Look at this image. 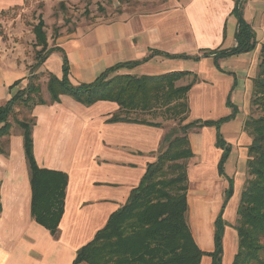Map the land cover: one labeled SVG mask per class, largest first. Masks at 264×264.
Here are the masks:
<instances>
[{
  "label": "crops",
  "instance_id": "0c3cea01",
  "mask_svg": "<svg viewBox=\"0 0 264 264\" xmlns=\"http://www.w3.org/2000/svg\"><path fill=\"white\" fill-rule=\"evenodd\" d=\"M25 2L0 0V17ZM122 2V10L115 18L63 28L52 40L48 37L50 46H58L60 50L52 53L39 72L61 77L65 57L73 84L93 82L108 68L135 61L141 64L123 67L114 75L155 76L172 71H191L197 75L188 93L190 121L234 115L220 125L221 135L230 146L223 175L218 165L224 150L216 145V128L205 126L189 134L194 153L187 161L191 231L201 249L213 251L215 221L222 212L230 179L234 192L223 209L227 222L224 246L247 183L244 168H248L252 136L245 130V123L251 115L253 79L259 71L264 43V0H241L240 5L243 18L256 32V48L217 60L213 56L204 57L203 53L236 46L237 0ZM20 54L12 53L4 43L0 46V105L29 81V66L33 62ZM178 55L183 57H174ZM55 57L59 66L48 69L46 65ZM186 78L179 85L191 82L193 76ZM44 84L42 94L46 103L30 109L34 155L40 168L68 175L65 212L56 236L33 218L31 169L23 130L12 124L10 133L0 136V264H73L78 249L91 241L110 215L127 202L172 128L161 120L150 121L159 126L112 121L119 112L113 101L87 106L62 95L60 101L53 102L50 93L45 94L47 83ZM191 113H197V117ZM209 168L211 177L207 176ZM202 216L208 222L206 229L199 226ZM232 252L231 249L227 261L225 251L223 264H232ZM202 264H211V258L204 257Z\"/></svg>",
  "mask_w": 264,
  "mask_h": 264
},
{
  "label": "trees",
  "instance_id": "16d2710c",
  "mask_svg": "<svg viewBox=\"0 0 264 264\" xmlns=\"http://www.w3.org/2000/svg\"><path fill=\"white\" fill-rule=\"evenodd\" d=\"M240 5L241 0H237L235 13L239 25L236 46L224 50H206L204 57L213 56L217 60L251 52L256 48V32L243 18ZM64 6L65 3L61 2V7ZM32 32L35 34V62L29 66L27 85L0 105V136L10 133L12 123L9 119L15 114L17 106L31 109L46 103L39 69L60 48L50 46L42 14L38 22L32 25ZM139 64V61L119 63L105 70L93 82L79 84L71 82L69 62L65 57L61 77L49 72L47 90L53 102L60 101L62 95H69L87 106L98 101H113L118 104L119 112L111 118L112 121L141 122L155 126L160 124L137 120L128 115L160 109L164 115H168V119L177 121L179 125L177 131L167 133L156 160L148 164L127 202L110 215L105 226L96 232L91 241L78 249L73 264H202L207 256L211 258V264H223V240L227 225L223 209L233 195V180L230 179L222 212L215 221L214 249L204 251L195 241L187 221V161L194 156L189 134L205 126L215 127L216 145L224 150L218 165L219 173L223 175L230 146L221 135L220 125L234 115L219 120L187 121L190 111L188 93L197 75L191 71H172L155 76L114 75L123 67L133 68ZM258 69L253 79L252 106L262 110L263 114L256 118L250 117L245 123V130L252 136L248 160L251 178L241 193L237 224L233 225L238 236V248L232 264H264V43L260 49ZM187 76H193L192 81L178 85ZM15 122L23 130L25 153L31 169L32 216L56 236L65 212L69 177L64 172L39 167L34 155V121L16 119Z\"/></svg>",
  "mask_w": 264,
  "mask_h": 264
},
{
  "label": "rangeland",
  "instance_id": "374dc122",
  "mask_svg": "<svg viewBox=\"0 0 264 264\" xmlns=\"http://www.w3.org/2000/svg\"><path fill=\"white\" fill-rule=\"evenodd\" d=\"M62 0H27L23 6H18L16 8H11L7 12H3L0 17V46L4 43L5 46L12 49L13 52H20L19 55L21 58L29 59L30 62H35L34 55V34L32 33V25L36 24L39 19V15L42 14L46 22V31L50 40L54 38L56 34L59 33L60 29L73 28L76 25H93L100 21H107L108 19L115 18V16L122 10L123 2L122 0H63L66 6L61 7ZM28 61V60H26ZM58 59L52 58L50 63L46 65L48 69L58 67ZM40 81L42 87H46L44 83H47L49 72H39ZM185 77L181 81H186ZM180 82V81H179ZM178 82V85H179ZM45 94L47 95L48 90L44 89ZM160 110V109H159ZM155 110L154 112H137L131 113L128 117L145 120V121H157L161 120L168 122L172 126L171 130H178V122L172 119H168V115H164L162 111ZM222 113V112H219ZM263 114V111L257 107L252 106L250 117L256 118ZM193 115V113H191ZM201 115H206L203 113ZM213 117H217L212 114ZM221 116L222 114H218ZM193 116L197 117V113H194ZM212 117V116H209ZM16 119L30 121L32 118L30 116V109L26 107L17 106L15 108V114L10 117L12 124L17 125L15 122ZM187 121H190L188 118ZM21 129V127H17ZM198 129H195L193 132H198ZM246 172V182L251 176L248 173V168H244ZM207 176L211 177V170L208 169ZM244 189V188H243ZM242 189V190H243ZM241 190V191H242ZM191 208L188 209L187 221L192 229L193 221L191 215ZM235 215L236 211H235ZM237 219L232 220V225L237 224ZM201 225L200 228L206 229L208 227V222L205 217L200 218ZM224 253L226 251V259L228 261L229 254L231 249L235 253V249L238 248V236L237 232L233 227H230V231L226 234ZM236 243V244H235ZM237 247V248H236ZM230 250V251H229ZM232 252V253H233ZM232 262L234 259V254Z\"/></svg>",
  "mask_w": 264,
  "mask_h": 264
}]
</instances>
